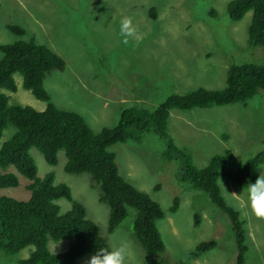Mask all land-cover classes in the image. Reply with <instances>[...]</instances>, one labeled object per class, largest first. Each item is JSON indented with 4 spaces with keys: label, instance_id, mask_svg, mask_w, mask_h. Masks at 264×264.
<instances>
[{
    "label": "rangeland",
    "instance_id": "rangeland-1",
    "mask_svg": "<svg viewBox=\"0 0 264 264\" xmlns=\"http://www.w3.org/2000/svg\"><path fill=\"white\" fill-rule=\"evenodd\" d=\"M230 0H0V47L18 40H33L49 48L64 62L63 71H52L43 85L51 102L63 111L79 114L97 134L115 127L122 110L153 111L168 96L184 95L198 88L221 90L231 65L264 66V47L248 45L251 12L240 21L229 20L226 6ZM154 9L155 17L149 15ZM130 18L139 34L138 42H123L118 36L119 21ZM24 31L17 36L7 27ZM2 53L0 51V59ZM15 93L3 91L11 106H29L40 112L45 103L36 100L13 75ZM167 131L177 148L200 170L214 154L229 151L240 163L264 153V89L245 104L172 110ZM15 130L7 126L0 147ZM165 144L153 132L109 147L119 175L136 190L147 194L161 208L164 217L156 222L163 252H144L132 233L136 216L133 208L113 233L108 234L109 208L98 201L99 188L91 175L66 174V158L57 152V164L49 166L35 149L33 159L38 178L54 175L55 184H65L73 201L94 222L109 249L122 240L134 245L127 264H234L237 254L231 225L226 215L209 197L179 180L180 161L166 160ZM257 170H264V163ZM18 178L14 188L0 189V197L26 201L29 181L9 168ZM258 174V173H257ZM243 189L220 178L218 185L226 204L239 214L245 231L244 264H264V220L253 217L246 208H237L231 194ZM174 199L177 207L171 211ZM59 214L71 203L55 201ZM195 216L198 225L195 226ZM214 241L215 247L197 252L201 243ZM51 253L67 250L66 240L49 241ZM32 247L16 254L0 251V264L26 260ZM84 255L76 264H87Z\"/></svg>",
    "mask_w": 264,
    "mask_h": 264
},
{
    "label": "trees",
    "instance_id": "trees-1",
    "mask_svg": "<svg viewBox=\"0 0 264 264\" xmlns=\"http://www.w3.org/2000/svg\"><path fill=\"white\" fill-rule=\"evenodd\" d=\"M251 12L248 28V45L264 47V0H230L226 6L229 20L238 22ZM150 17H155L150 9ZM7 29L17 35L24 31L16 26ZM0 137L7 126L14 134L0 147V189L14 188L18 178L9 168L29 181L26 189L30 196L26 201L0 197V251L13 255L26 247L32 251L26 260L17 264H76L78 258L92 255L94 251L109 249L100 237L96 224L85 218L83 206L73 201L71 191L65 184H55L54 175L36 176L37 168L29 154L30 149L40 153L49 166L57 164V152L66 158L63 170L66 174L88 173L99 188L98 201L109 208L108 234L118 227L133 208L136 216L132 233L147 254L163 252L164 246L156 228V222L164 214L160 206L147 194L129 185L119 175L115 156L109 147L139 138L145 132H153L165 144L163 156L170 161H180L179 180L205 193L211 202L228 218L236 243L234 264H244L246 253L245 231L239 214L227 205L221 195L218 180L224 178L239 188L253 182L258 167L264 163V153H259L246 163L237 161L229 151L214 154L208 164L197 170L189 156L174 144L167 131V121L172 110L190 111L211 107L245 104L259 89H264V66L231 65L226 71L225 86L221 90L198 88L184 95H170L153 111L125 109L121 111L118 124L94 134L77 113L58 109L44 89L43 81L52 71H63L62 59L44 45L33 40H18L0 47ZM21 77V86L38 101L45 103L43 111L29 106H11L3 92L15 93L13 75ZM64 199L71 208L59 214L55 201ZM177 207L174 199L171 211ZM198 217L195 216V226ZM66 240L67 250L51 253L49 241ZM214 241L201 243L197 252L215 247Z\"/></svg>",
    "mask_w": 264,
    "mask_h": 264
},
{
    "label": "clouds",
    "instance_id": "clouds-1",
    "mask_svg": "<svg viewBox=\"0 0 264 264\" xmlns=\"http://www.w3.org/2000/svg\"><path fill=\"white\" fill-rule=\"evenodd\" d=\"M118 36L123 42L127 43L129 39L136 42L139 40V34L130 18H123L119 21ZM256 178L253 182H247L241 193H229L224 186L220 184L226 194H231V198L236 203V207L246 208L255 218L264 220V170H257ZM134 245L131 241L122 240L118 246L111 249H98L87 260V264H127V260L132 252Z\"/></svg>",
    "mask_w": 264,
    "mask_h": 264
}]
</instances>
